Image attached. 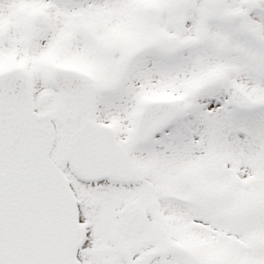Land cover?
<instances>
[{"label": "rangeland", "instance_id": "rangeland-1", "mask_svg": "<svg viewBox=\"0 0 264 264\" xmlns=\"http://www.w3.org/2000/svg\"><path fill=\"white\" fill-rule=\"evenodd\" d=\"M115 1L0 0V71H22L34 109L50 118L64 108L52 69L89 75L96 98L88 115L110 126L122 150L105 180L81 182L64 157L78 120L55 121L52 158L78 204L75 264H264V13L254 0H195L176 31L180 0ZM216 40L219 52L241 45L244 72L218 67L229 60L209 68ZM229 87L252 106L235 109ZM152 98L175 101L178 113L135 144L136 113ZM129 205L148 216L133 239L118 231Z\"/></svg>", "mask_w": 264, "mask_h": 264}, {"label": "water", "instance_id": "water-1", "mask_svg": "<svg viewBox=\"0 0 264 264\" xmlns=\"http://www.w3.org/2000/svg\"><path fill=\"white\" fill-rule=\"evenodd\" d=\"M228 4L236 0H224ZM264 11V0H255ZM194 0H182L173 24L180 30L183 14ZM52 83L65 98L56 116L60 123L86 112L95 97L88 76L56 69ZM233 103L252 104L239 90L229 88ZM196 91L191 93L194 99ZM168 101H148L136 122L135 142L152 137L176 113ZM55 141L52 121L37 115L31 102L28 78L17 69L0 72V264H74L78 245L77 211L72 191L49 157ZM65 156L74 174L93 182L107 176L121 152L111 131L83 118L71 135ZM146 222L137 206L123 211L119 230L128 238Z\"/></svg>", "mask_w": 264, "mask_h": 264}, {"label": "bare ground", "instance_id": "bare-ground-1", "mask_svg": "<svg viewBox=\"0 0 264 264\" xmlns=\"http://www.w3.org/2000/svg\"><path fill=\"white\" fill-rule=\"evenodd\" d=\"M123 0H117L116 3V7H121V2ZM139 0H136V2ZM107 2L111 3V6H114V0H107ZM135 2V4H136ZM197 11H199V8L197 9ZM196 11V12H197ZM213 11L211 10H207L206 13H211ZM208 15H213V13L208 14ZM207 15V16H208ZM231 36H236L234 33ZM214 37V36H213ZM217 42L218 44H221V42L219 43V40L214 43V49H212V52L210 54V57L208 58V62L210 63L209 68H212V66H214L215 64H219L221 61H227L229 60L228 64L222 63L220 64L218 67H222V70L226 71V72H244L243 69V65L242 63L244 62L243 60V55L241 54L240 50H241V45L238 42H235V40H232L230 42V45L227 47V49H224L223 51L219 52L216 47H217ZM216 49V50H215ZM150 74L153 73L151 72V70H149ZM146 75L143 76V80H142V86L145 84L147 85L146 82H148L150 80V78L146 77ZM151 76V75H150ZM130 77V76H128ZM127 77V78H128ZM132 78H140L139 76L133 75L131 76ZM262 147H260L259 149H261Z\"/></svg>", "mask_w": 264, "mask_h": 264}]
</instances>
